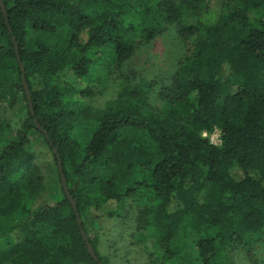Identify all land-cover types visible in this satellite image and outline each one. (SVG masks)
I'll return each mask as SVG.
<instances>
[{"label":"trees","instance_id":"1","mask_svg":"<svg viewBox=\"0 0 264 264\" xmlns=\"http://www.w3.org/2000/svg\"><path fill=\"white\" fill-rule=\"evenodd\" d=\"M0 2V107L26 110L0 117V264H111L101 224L132 213L159 264L264 245V0ZM171 26L190 44L169 83L124 73Z\"/></svg>","mask_w":264,"mask_h":264},{"label":"rangeland","instance_id":"2","mask_svg":"<svg viewBox=\"0 0 264 264\" xmlns=\"http://www.w3.org/2000/svg\"><path fill=\"white\" fill-rule=\"evenodd\" d=\"M228 0H207L206 9L212 13L222 11V5ZM189 25L196 23V18L189 15L186 21ZM81 40L86 42L87 35L84 32ZM189 41L178 37L176 26H171L165 34L158 37L149 45L141 46L135 56L125 64L124 73H134L147 80L157 83L155 89L169 83L171 76L176 71L180 61L185 56ZM116 88V87H115ZM157 93H153L152 104L160 105ZM112 96L102 97L98 100L102 104ZM25 104L22 98L16 105L11 106L9 102L3 103L0 107V117L11 122L14 128L19 126L20 120L25 116ZM207 135H204L206 137ZM218 132L213 134V143L220 144ZM129 219L105 218L101 226V253L107 256L111 264H159L157 254L152 243H140L138 227L134 220V213ZM235 264H264V245L258 246L252 257L237 253Z\"/></svg>","mask_w":264,"mask_h":264},{"label":"water","instance_id":"3","mask_svg":"<svg viewBox=\"0 0 264 264\" xmlns=\"http://www.w3.org/2000/svg\"><path fill=\"white\" fill-rule=\"evenodd\" d=\"M0 4L2 5V3L0 2ZM2 8L3 10L5 11L3 5H2ZM16 54H17V58L20 62V59H19V51H18V47L16 45ZM20 69H21V72H22V75H23V85H24V88H25V94H26V98H27V101H28V104H29V107H30V111L32 112V114L34 115L33 113V106H32V103H31V96H30V93H29V90L27 88V84H26V79H25V68L23 66V64L20 62ZM35 123H36V126L38 129H41L37 120H35ZM59 159V157H58ZM59 170H60V174H61V181H62V185H63V188H64V191L65 193L67 194V196L70 198V195H69V192H68V187H67V184H66V180H65V177H64V173H63V170H62V164L61 162L59 161ZM76 208V206H74ZM77 215V220H78V224H79V227H80V230H81V234H82V237L86 243V245L89 247V250L91 252V254L93 255V258L95 260H98L97 257L95 256V252L94 250L89 246V241H88V238H87V235L85 234V232L83 231V228H82V220L80 219L79 217V214L76 213ZM99 264H102V263H99Z\"/></svg>","mask_w":264,"mask_h":264},{"label":"built area","instance_id":"4","mask_svg":"<svg viewBox=\"0 0 264 264\" xmlns=\"http://www.w3.org/2000/svg\"><path fill=\"white\" fill-rule=\"evenodd\" d=\"M218 139H219V137H218ZM210 141H211V143H213L212 141H213V138H212V140L210 139ZM213 144H215V143H213ZM217 144V143H216Z\"/></svg>","mask_w":264,"mask_h":264}]
</instances>
